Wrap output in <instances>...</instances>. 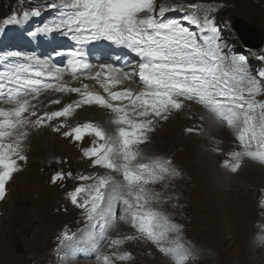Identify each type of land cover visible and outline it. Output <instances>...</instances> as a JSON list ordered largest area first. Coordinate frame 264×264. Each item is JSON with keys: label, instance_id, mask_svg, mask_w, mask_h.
<instances>
[{"label": "snow or ice", "instance_id": "6c2138e0", "mask_svg": "<svg viewBox=\"0 0 264 264\" xmlns=\"http://www.w3.org/2000/svg\"><path fill=\"white\" fill-rule=\"evenodd\" d=\"M51 6L57 7L55 4ZM202 7L199 4L189 6L192 10ZM182 10L160 7L156 13L154 0H65L58 8L61 12L58 20L50 27L45 26V32L63 30L71 33L72 40L79 45L106 41L133 53L139 60L138 73L134 69L123 75L131 79L138 74L143 91L136 95L131 90L110 92L107 85L102 84L110 97L105 99L98 94L81 92L80 88L43 83L39 77L47 75L59 81L64 69L60 66L52 68L39 57L26 52L6 53L7 58L33 62L48 71L45 73L28 67L0 71V103L14 105L7 110L0 107V201L7 195L8 182L22 171L19 162L27 161L22 145L29 133L24 129L29 125L43 126L54 118L66 117L79 104H95L111 109L116 116L114 123L120 126L117 138L106 135L103 129L91 123L78 126L64 135L80 141L83 135L94 134L103 143L86 150L84 155L89 159L94 157V166L122 171L126 183L118 185L102 177L87 190L77 188L71 195V202L85 209L87 220L96 228L97 221H105L110 226L112 205L118 200L122 201L126 206L125 217L130 216L131 227L139 233V236L127 237L128 240L144 238L172 258L174 264H186L193 250L178 242L181 230L176 224L171 223L163 213L146 207L151 203L152 194L144 187L179 173L170 167V161L139 162L140 153L136 146L145 142L146 134L153 130L154 120L167 119L170 113L184 107V101H189L201 105L235 132V138L243 150L232 153L236 163L226 165L232 172L239 169L240 159L245 156L264 163V101L257 99L264 96V71L253 73L243 56L225 51L227 43L212 17L205 15L200 19L196 15L186 14L180 19L166 18L169 11ZM29 15L38 17L40 12L23 13L25 19ZM18 23L20 21L16 14L4 21L5 25ZM30 35L36 36L37 33ZM67 56L68 70L74 76L93 67L87 62L83 47L69 49ZM261 59L264 60V57ZM0 63H3V59H0ZM99 67L100 71L95 73V77L122 71L112 63ZM4 83L13 87L5 91L2 87ZM45 88L64 93H81L82 99L75 106L69 104L62 111L38 116L37 106L31 103V99H35ZM84 88L87 89V85ZM124 100L129 103L122 106L112 103ZM129 108L132 115L145 119H131ZM30 117L37 118L32 121ZM54 130L59 131V128ZM187 131L193 130L190 128ZM63 178V174L58 173L52 182ZM109 184L112 185L111 191L106 194L104 190ZM83 192L88 195L80 203L79 194ZM126 197L134 198L135 208ZM70 239L65 234L64 240ZM111 243L119 245L121 241L113 240ZM117 258L123 261L131 257L126 253ZM102 259L104 264H109L108 256Z\"/></svg>", "mask_w": 264, "mask_h": 264}, {"label": "rangeland", "instance_id": "374dc122", "mask_svg": "<svg viewBox=\"0 0 264 264\" xmlns=\"http://www.w3.org/2000/svg\"><path fill=\"white\" fill-rule=\"evenodd\" d=\"M48 1L51 0H0V46L11 42L14 49L20 50V46L34 45L26 31V27L31 24L27 21L29 17L25 19L23 13L26 6L33 4L43 13L40 6L47 5L44 2ZM158 1L167 5L222 3L227 6L221 12L223 17L221 14L218 16L222 21L230 26L233 19L245 20L264 38V0ZM14 14L18 15L20 23L6 27L4 21ZM1 36H4L3 41ZM53 99L56 98L39 95L31 103L48 107L46 111H55V107H52ZM186 108H189L186 114L179 113L175 117L172 114L168 121L157 123L151 142L143 148L149 156L171 158V168L179 173L164 180L162 185L159 184L160 181L144 185L152 194L151 203L146 207H167L174 221L183 225L184 235L191 242V248H194L192 256L196 258V264H227V260L229 264H264V249L259 243L261 228L264 226V177L261 174L258 179L247 176L246 169L250 164H245L235 174L221 170L222 157L229 152L232 143L230 135L225 139L221 135L230 133L232 129L226 124L217 126L204 112H194L190 106ZM85 111L86 114L89 113L88 109ZM95 113L97 114L92 117L100 120L101 112L96 110ZM80 120L69 121L73 125L69 124V128H73L76 122L82 123ZM201 120H205L204 123L209 127L202 122L200 131L194 129ZM104 124L109 127L108 122ZM190 128L196 133L187 131ZM67 130L62 128L61 135L42 129L32 132L26 142H23L27 161L19 162L22 171L16 173L10 181L9 195L1 204L0 264H48L52 242L57 233L66 227L77 228L81 223L79 213L67 205L66 196L64 197L63 190H70L74 184L68 182L63 189L58 184L49 183L50 176L59 170L61 173L88 170L86 162L90 159L81 153L90 149L91 145L88 142H71L64 135ZM232 186L235 187L233 193L239 192L242 199L230 193ZM219 192L224 194L218 200H213L215 193ZM131 200L134 201V198ZM219 218L225 220L221 232L209 237L210 223H214V220L218 222ZM114 228L112 221L105 229L106 234H113ZM119 229L117 227L118 231ZM84 241L87 240L79 243ZM74 243L58 250V256L64 263L69 264L77 259V253L70 252ZM124 250H128L132 260L134 259L130 264H165L160 263L156 253L142 244L134 246L128 243Z\"/></svg>", "mask_w": 264, "mask_h": 264}, {"label": "bare ground", "instance_id": "6f19581e", "mask_svg": "<svg viewBox=\"0 0 264 264\" xmlns=\"http://www.w3.org/2000/svg\"><path fill=\"white\" fill-rule=\"evenodd\" d=\"M2 87L4 88V90L5 91H7L8 90V88L9 87H13L12 85H9V84H7V83H4L3 85H2ZM48 90V89H47ZM41 95H47V92H44V93H42ZM52 98H57L56 96H51ZM0 106H5V107H13L14 105H12V104H2V103H0ZM192 108H193V106H191ZM194 110H198V108H196V107H194L193 108ZM193 110V111H194ZM192 111V110H191ZM187 112H183V114H186ZM188 116V115H187ZM191 116V115H190ZM202 117H204V115L202 116ZM208 117L210 118V116L208 115ZM202 122L204 123L205 122V120H202ZM204 125L205 126H207V127H209L208 125H206V123H204ZM226 131V130H225ZM216 134H217V132H216ZM224 139L225 138H228L229 137V134H228V132H225V134H222L221 135ZM251 166H247L248 168L246 169V172H247V176H249V177H251V179H258V177H260V174L264 177V168H260L259 166L257 167V165H255V164H250ZM263 169V170H262ZM253 177V178H252ZM264 179V178H263ZM261 180V179H260ZM255 181V180H254ZM254 181L252 182V181H250V182H252V183H254ZM258 181V180H257ZM249 182V181H248ZM251 183V184H252ZM263 183V182H262ZM242 185V184H241ZM261 185V184H260ZM240 186V185H239ZM238 187V186H237ZM236 187V188H237ZM250 188V187H249ZM261 188H262V186H261ZM231 189V194H236V193H233V191L235 190V187H231L230 188ZM239 189V188H238ZM252 189H254V188H252ZM260 189V188H259ZM263 189H264V187H263ZM249 190H251V189H249ZM222 194H224V192H219L218 194H216L215 193V195L213 196V200L215 199V200H218L219 199V197L222 195ZM244 194V193H243ZM228 196V195H227ZM226 196V197H227ZM230 197V196H229ZM236 198H238V199H242V196H241V194H239V192L236 194V196H235ZM228 200V199H227ZM249 200V199H248ZM252 200V199H251ZM253 201V200H252ZM218 202V201H217ZM232 204V203H231ZM251 204H252V202H251ZM250 204V205H251ZM221 205V204H220ZM236 205V204H235ZM242 210V209H241ZM5 214V213H4ZM5 216V215H4ZM6 218H7V216H6ZM5 218V219H6ZM3 220V219H2ZM6 221V220H5ZM4 221V222H5ZM210 221H211V218H210ZM209 221V222H210ZM110 222H112V220L110 221ZM225 222V220L224 219H221V218H219V221L218 222H216L215 220H214V223H210V231H209V237H213V236H215V234L216 233H220L221 232V226H222V224ZM3 223V222H2ZM1 223V224H2ZM235 223V222H234ZM109 224L108 223H106L105 222V227L102 229V234L103 235H106V232H105V229H106V227L108 226ZM198 226H199V228L201 229V227H200V225L198 224ZM4 232V231H3ZM2 231H1V233H3ZM206 234V233H205ZM4 235V234H3ZM207 236V235H206ZM219 238L220 239H222L221 237H220V235H219ZM217 240H219V239H217ZM78 241V240H77ZM84 242H86V241H84ZM84 242H80L79 243V241L77 242V243H74L73 244V246H72V248H70V252H76L77 253V255L76 256H78L79 255V252H78V248L80 247V246H82L83 244H84ZM0 244H1V242H0ZM80 249V248H79ZM257 251V250H256ZM2 252V251H1ZM258 253V252H257ZM1 254V253H0ZM2 256V255H1ZM227 258H229L228 256H227ZM226 263L227 264H229V261L227 260L226 261Z\"/></svg>", "mask_w": 264, "mask_h": 264}, {"label": "water", "instance_id": "95a60500", "mask_svg": "<svg viewBox=\"0 0 264 264\" xmlns=\"http://www.w3.org/2000/svg\"><path fill=\"white\" fill-rule=\"evenodd\" d=\"M234 31L238 34L242 45L248 48H258L263 37L251 26L245 22L235 21L233 24Z\"/></svg>", "mask_w": 264, "mask_h": 264}, {"label": "trees", "instance_id": "16d2710c", "mask_svg": "<svg viewBox=\"0 0 264 264\" xmlns=\"http://www.w3.org/2000/svg\"><path fill=\"white\" fill-rule=\"evenodd\" d=\"M236 44H237L238 46H240V43H239V41H238V40L236 41Z\"/></svg>", "mask_w": 264, "mask_h": 264}]
</instances>
